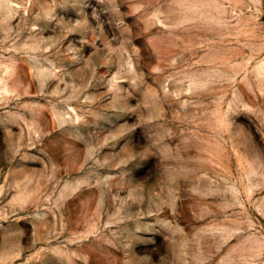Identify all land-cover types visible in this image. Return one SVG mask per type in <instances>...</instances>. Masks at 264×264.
<instances>
[{
	"label": "rangeland",
	"instance_id": "374dc122",
	"mask_svg": "<svg viewBox=\"0 0 264 264\" xmlns=\"http://www.w3.org/2000/svg\"><path fill=\"white\" fill-rule=\"evenodd\" d=\"M0 264H264V0H0Z\"/></svg>",
	"mask_w": 264,
	"mask_h": 264
}]
</instances>
